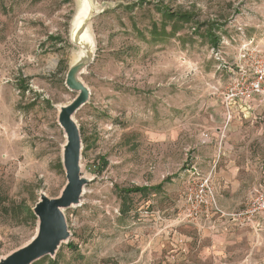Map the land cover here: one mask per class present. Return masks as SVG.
I'll use <instances>...</instances> for the list:
<instances>
[{
  "label": "rangeland",
  "instance_id": "rangeland-1",
  "mask_svg": "<svg viewBox=\"0 0 264 264\" xmlns=\"http://www.w3.org/2000/svg\"><path fill=\"white\" fill-rule=\"evenodd\" d=\"M84 2L85 184L68 239L37 264H264V89L228 94L264 71V0H0V262L38 234L28 208L68 183L59 117L80 95Z\"/></svg>",
  "mask_w": 264,
  "mask_h": 264
},
{
  "label": "water",
  "instance_id": "water-1",
  "mask_svg": "<svg viewBox=\"0 0 264 264\" xmlns=\"http://www.w3.org/2000/svg\"><path fill=\"white\" fill-rule=\"evenodd\" d=\"M88 20L79 29L78 43H82L80 37L86 30ZM72 41L76 44L75 40ZM93 47L90 48L86 41L81 46V54L75 60L68 75L69 86L76 91H80V95L71 105L62 110L59 117L60 125L65 129L68 136V142L64 149L67 186L59 198L41 197L33 208L39 222L38 234L29 245L14 252L2 260L0 264H33L45 256L55 254L61 243L68 239L69 233L63 210L78 203L85 184V181L81 178L82 171L80 169L83 142L80 131L72 120V115L88 99L89 92L79 80L78 74L92 61Z\"/></svg>",
  "mask_w": 264,
  "mask_h": 264
},
{
  "label": "trees",
  "instance_id": "trees-1",
  "mask_svg": "<svg viewBox=\"0 0 264 264\" xmlns=\"http://www.w3.org/2000/svg\"><path fill=\"white\" fill-rule=\"evenodd\" d=\"M165 15L167 16V18L170 21H173L174 23L178 24H188L191 22H194L195 24H197L196 19H195V15L184 11V12H170L167 9L164 11ZM198 25V24H197ZM205 26V25H204ZM207 29H206V36L209 38L212 46L216 47L219 45L220 42V37L213 31V27L212 24L210 26L206 25ZM173 27L176 28V25H174ZM159 187H153V188H146V187H140V186H134L132 188L129 189H123V192L127 193V194H131V193H145L146 191H150V190H159ZM28 212L31 216V218L34 220V222L36 223L38 221L36 215L33 212V209L28 208ZM33 264H37V261H35Z\"/></svg>",
  "mask_w": 264,
  "mask_h": 264
},
{
  "label": "bare ground",
  "instance_id": "bare-ground-1",
  "mask_svg": "<svg viewBox=\"0 0 264 264\" xmlns=\"http://www.w3.org/2000/svg\"><path fill=\"white\" fill-rule=\"evenodd\" d=\"M92 13H90L89 6L87 2H84L78 12L76 13L73 21V27L71 32V39L75 40L76 44L83 46V43L86 41L89 44V47L92 48L94 45V40L89 30V25L86 27V30L81 34L80 42L78 43L77 38L79 35V29L82 28L83 24L90 19ZM77 32V33H76ZM80 46V48H81Z\"/></svg>",
  "mask_w": 264,
  "mask_h": 264
},
{
  "label": "built area",
  "instance_id": "built-area-1",
  "mask_svg": "<svg viewBox=\"0 0 264 264\" xmlns=\"http://www.w3.org/2000/svg\"><path fill=\"white\" fill-rule=\"evenodd\" d=\"M264 89V71H259L256 78L242 83L238 88H231L229 91V98L245 100L251 98L254 94L261 93Z\"/></svg>",
  "mask_w": 264,
  "mask_h": 264
}]
</instances>
